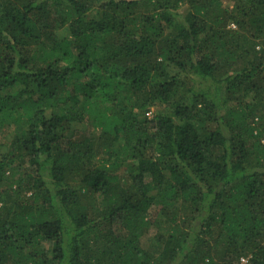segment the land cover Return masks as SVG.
<instances>
[{"label": "trees", "instance_id": "1", "mask_svg": "<svg viewBox=\"0 0 264 264\" xmlns=\"http://www.w3.org/2000/svg\"><path fill=\"white\" fill-rule=\"evenodd\" d=\"M264 264V0H0V264Z\"/></svg>", "mask_w": 264, "mask_h": 264}, {"label": "built area", "instance_id": "2", "mask_svg": "<svg viewBox=\"0 0 264 264\" xmlns=\"http://www.w3.org/2000/svg\"><path fill=\"white\" fill-rule=\"evenodd\" d=\"M241 264H245V260H244V259H242V262H241Z\"/></svg>", "mask_w": 264, "mask_h": 264}]
</instances>
